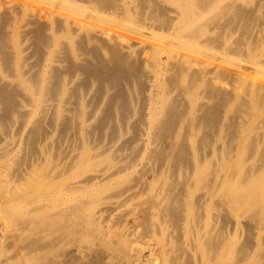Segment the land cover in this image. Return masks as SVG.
<instances>
[{
	"label": "bare ground",
	"instance_id": "6f19581e",
	"mask_svg": "<svg viewBox=\"0 0 264 264\" xmlns=\"http://www.w3.org/2000/svg\"><path fill=\"white\" fill-rule=\"evenodd\" d=\"M261 67L264 0H0V264H264Z\"/></svg>",
	"mask_w": 264,
	"mask_h": 264
},
{
	"label": "rangeland",
	"instance_id": "374dc122",
	"mask_svg": "<svg viewBox=\"0 0 264 264\" xmlns=\"http://www.w3.org/2000/svg\"><path fill=\"white\" fill-rule=\"evenodd\" d=\"M239 57L237 56H232L231 57V60L232 62H229V63H225V62H221V66L225 67V68H228V69H231V70H237V64L239 62ZM235 60V61H234ZM238 60V61H237ZM234 61V62H233ZM237 61V62H236ZM236 62V63H235ZM247 78L248 79H251V80H255V81H259V82H263L264 83V67H261V68H257L255 69L252 73H250L249 75H247ZM151 177V176H150ZM202 191H205V189H201V191L198 192V194ZM126 204V203H125ZM122 204V205H119V207H116V209L113 211L112 214H115L114 215V218H120V221L115 223V226L114 228L110 231V234H115V235H121L123 233H126V231H129L128 226H130L131 224H133L134 222V218L133 217H129L127 214L125 215L124 213V210L127 211L128 207L129 206L128 204ZM124 205V206H123ZM123 209V210H122ZM122 212H121V211ZM124 214V216H123ZM123 216V218L121 216ZM128 217V218H127ZM132 218V219H131ZM127 219V220H126ZM121 222V223H120ZM131 222V223H130ZM129 225H128V224ZM121 224V225H120ZM124 225V226H123ZM125 231V232H124ZM182 239H184L186 241V244L187 246H190V240L188 239V232L187 230H182ZM173 241V240H172ZM149 244H152L154 246H156L157 248H160L161 247V244L159 242V239L155 236L153 238H147L145 241H142L141 239L139 240H136V242H134V244H132V248H130L131 252H132V257L136 256L137 255V251L139 249H144L145 252H148V248H149ZM74 247H77L78 244H74L73 245ZM191 248V246H190ZM204 248V247H203ZM205 249H202V251H204ZM151 259H154V262L157 260L158 262H160L161 264L164 263V256L163 254H156V255H151L149 258H148V261L145 263V264H152V260Z\"/></svg>",
	"mask_w": 264,
	"mask_h": 264
}]
</instances>
